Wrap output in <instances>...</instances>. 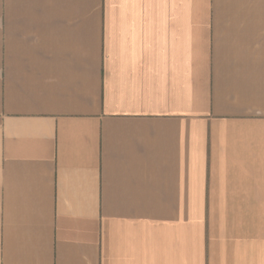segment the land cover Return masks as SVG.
I'll list each match as a JSON object with an SVG mask.
<instances>
[{
	"label": "crops",
	"instance_id": "1",
	"mask_svg": "<svg viewBox=\"0 0 264 264\" xmlns=\"http://www.w3.org/2000/svg\"><path fill=\"white\" fill-rule=\"evenodd\" d=\"M0 264H264V0H0Z\"/></svg>",
	"mask_w": 264,
	"mask_h": 264
}]
</instances>
